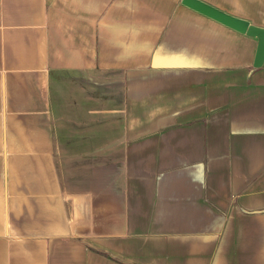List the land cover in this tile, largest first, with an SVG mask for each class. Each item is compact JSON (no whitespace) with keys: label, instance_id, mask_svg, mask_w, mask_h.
I'll use <instances>...</instances> for the list:
<instances>
[{"label":"crops","instance_id":"crops-1","mask_svg":"<svg viewBox=\"0 0 264 264\" xmlns=\"http://www.w3.org/2000/svg\"><path fill=\"white\" fill-rule=\"evenodd\" d=\"M257 45L182 0H0V264H264Z\"/></svg>","mask_w":264,"mask_h":264},{"label":"water","instance_id":"water-1","mask_svg":"<svg viewBox=\"0 0 264 264\" xmlns=\"http://www.w3.org/2000/svg\"><path fill=\"white\" fill-rule=\"evenodd\" d=\"M189 8L196 10L228 27L258 39L254 66L260 67L264 63V27L257 26L245 18L235 16L204 0H182Z\"/></svg>","mask_w":264,"mask_h":264}]
</instances>
